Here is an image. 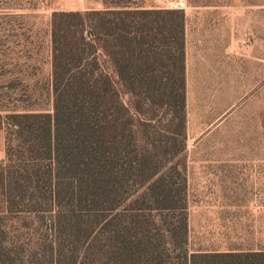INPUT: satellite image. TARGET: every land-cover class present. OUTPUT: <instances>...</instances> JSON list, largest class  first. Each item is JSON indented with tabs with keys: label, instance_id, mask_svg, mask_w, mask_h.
<instances>
[{
	"label": "trees",
	"instance_id": "16d2710c",
	"mask_svg": "<svg viewBox=\"0 0 264 264\" xmlns=\"http://www.w3.org/2000/svg\"><path fill=\"white\" fill-rule=\"evenodd\" d=\"M102 4L52 12L47 91L30 36L0 40V264H264L189 248L185 11ZM22 9L0 5L2 30Z\"/></svg>",
	"mask_w": 264,
	"mask_h": 264
},
{
	"label": "rangeland",
	"instance_id": "374dc122",
	"mask_svg": "<svg viewBox=\"0 0 264 264\" xmlns=\"http://www.w3.org/2000/svg\"><path fill=\"white\" fill-rule=\"evenodd\" d=\"M146 2L151 6L175 9L168 0H146ZM0 5L23 7L18 13L28 15L25 32L11 31L9 27L2 30L5 28L0 24V40L6 42L11 39L10 41L13 42L16 40L14 36L16 33L30 36L28 47L34 54L33 60L36 66L33 72L38 79L47 83L44 85L45 91L51 74L52 12L104 9L102 0H0ZM191 8L193 7L188 4L186 11H190ZM194 11L192 17L195 21L234 24V37L241 40L240 55L235 54V66L239 58L241 71L238 77L235 69L231 92L228 91L227 85L226 92L218 95L220 101L217 102L215 124H208L213 120L212 117L193 116L188 120L187 164L188 166H240L242 173L249 174V177L257 176L264 179V7H252L241 3L235 6H219V9ZM7 71L12 70L7 68ZM4 159L5 132L0 130V162ZM237 187L238 194L235 192L233 196L240 200L264 199V180L242 182ZM203 196L200 192H189L188 197L190 200L200 199ZM249 207L254 209L252 206ZM252 234L249 232V235ZM198 247L192 246V248Z\"/></svg>",
	"mask_w": 264,
	"mask_h": 264
},
{
	"label": "crops",
	"instance_id": "0c3cea01",
	"mask_svg": "<svg viewBox=\"0 0 264 264\" xmlns=\"http://www.w3.org/2000/svg\"><path fill=\"white\" fill-rule=\"evenodd\" d=\"M217 8L185 10L188 120L193 116L212 117L209 125L217 121L218 95L226 92L227 85L231 92L235 69L238 77L241 71L239 58L235 66L241 40L234 37V24L193 20L194 10ZM187 179L189 192L204 195L189 200V248L192 252L264 250V199L240 200L233 196L235 192L238 194L240 183L264 179L249 177L242 173L240 166L211 165L188 166ZM193 245L199 247L192 248Z\"/></svg>",
	"mask_w": 264,
	"mask_h": 264
},
{
	"label": "built area",
	"instance_id": "2783aa9c",
	"mask_svg": "<svg viewBox=\"0 0 264 264\" xmlns=\"http://www.w3.org/2000/svg\"><path fill=\"white\" fill-rule=\"evenodd\" d=\"M168 1L175 9H180V10L187 9V5H188L187 0H168Z\"/></svg>",
	"mask_w": 264,
	"mask_h": 264
}]
</instances>
